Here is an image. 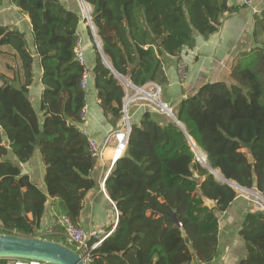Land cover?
Wrapping results in <instances>:
<instances>
[{
	"label": "trees",
	"instance_id": "1",
	"mask_svg": "<svg viewBox=\"0 0 264 264\" xmlns=\"http://www.w3.org/2000/svg\"><path fill=\"white\" fill-rule=\"evenodd\" d=\"M83 2L92 8L104 57L136 88L157 83L164 56L193 48L196 35L218 32L223 15L238 11L228 0ZM6 6L27 17L31 42L15 25L0 24V235L37 238L49 199H57L79 227L84 199L96 186L91 173L97 155L81 131L84 69L112 130L124 128L125 93L88 28L92 60L84 57L80 65L79 12L60 0H0V7ZM252 20L255 47L234 57L230 83H205L170 103L175 120L153 105L136 122L128 119L123 152L104 180L117 223L90 251L88 264H206L217 257L218 219L236 191L197 161L188 138L225 181L264 191V10ZM31 50L41 69L37 107L30 100L36 65ZM35 153L43 188L22 170ZM173 214L179 225L170 219ZM57 230L61 245L71 249L64 227ZM237 235L244 245L238 264H264V209L247 211ZM94 243L91 238L88 246Z\"/></svg>",
	"mask_w": 264,
	"mask_h": 264
},
{
	"label": "crops",
	"instance_id": "2",
	"mask_svg": "<svg viewBox=\"0 0 264 264\" xmlns=\"http://www.w3.org/2000/svg\"><path fill=\"white\" fill-rule=\"evenodd\" d=\"M60 2L67 9L79 13L83 5L81 0H60ZM228 5L237 7L238 11L223 15L218 32L208 37L196 35V43L193 48H184L177 56H164L161 70L157 76V83H148L141 89L150 93L158 91L159 99L170 104L174 101L177 102L182 96L192 95L205 83L219 81L230 83V67L234 57L239 52L249 51L255 47V43L252 40V17L254 13L264 10V0H254L252 8L244 6L242 0H228ZM90 10L92 11L91 7ZM0 24L15 25L21 32L26 34L27 40L31 42V29L28 19L19 15L15 9H11L9 6L0 7ZM87 28L94 39L95 45L101 47V44L93 24L90 26L81 19L78 25V32L82 40L84 57L90 63L92 51ZM31 53L36 65L34 83L30 89V100L37 107L38 97L42 88L39 81L41 69L32 50ZM179 61L183 62L186 67V75L182 80L177 74V62ZM114 76L125 93L123 104L128 105V119L136 122L138 116L148 107L149 102L140 97V94L133 93V90L136 89L128 85L129 80L127 78L120 76L118 79V76ZM120 81H124L127 84L122 85ZM83 118L87 136L96 143L99 154L97 155L96 166L91 173V178L96 186L87 193L84 199L79 227L86 233L96 232L102 238L107 237L114 230L118 219V212L105 191L104 180L115 160L123 152V150L118 152L115 138V134L122 132L123 129L112 130L106 124L98 106L92 79H88L86 86V106ZM198 152L200 157L205 156L203 152ZM22 170L30 176L34 183L43 188V167L37 153L30 161L22 165ZM212 171L214 172V178L218 182H222L221 178L223 177L219 171ZM259 209H264V191L261 192L255 188L236 191L234 201L218 219L217 257L206 264H238L244 256V245L237 235L238 226L247 211L252 212ZM45 210L37 238L41 237L49 240V235H54V238L50 240L61 244L60 233L57 230L60 225L57 220L63 214V211L59 201L57 199H49ZM192 264L203 263L195 261Z\"/></svg>",
	"mask_w": 264,
	"mask_h": 264
},
{
	"label": "built area",
	"instance_id": "3",
	"mask_svg": "<svg viewBox=\"0 0 264 264\" xmlns=\"http://www.w3.org/2000/svg\"><path fill=\"white\" fill-rule=\"evenodd\" d=\"M81 2L83 5H82V8L80 10V17L84 22H86L90 26H92V21H91V17H90V14H91L90 7L88 6V4L83 2V0H81ZM242 3L244 6L252 8L254 0H242ZM76 53H77V59H78L80 65H84L85 64L84 52L82 50V45L79 43V41H78ZM180 62L181 61H179L177 63V74H178V77L182 80L186 75V69H185L186 67H185L183 62H181V63ZM88 79H89L88 73L84 69V74L82 76V81H81V87L82 88H85L87 86ZM136 91H143V93H145V95H146L145 99L148 102H149V100L153 99L155 96H158V91H154L152 93H146L141 88H136ZM129 100H130V98H129ZM127 106H128L127 104L126 105L123 104L124 128H123L122 132L115 134L118 152L120 150H123V148L126 144V141H127L129 130H130L129 129V123H128V116H127ZM159 107H160L159 110L162 112H165V113H166L167 109H169L167 107V105L164 103H159ZM81 131L84 135L87 136V130H86L84 125L82 126ZM88 144H89V147H90L91 151L93 152V154L98 155L99 149H98V146L96 145V143L88 138ZM57 221H58V224L60 226L64 227L66 239L71 244L72 250L77 253V255L82 259L84 264H88L90 262V251L93 248H95L104 238H106V236L100 238L96 232L86 233L80 227L74 226L64 214L60 215ZM91 238L95 239V243L89 247L88 241ZM11 264H43V263L38 262V261H34V260L17 259V260H11Z\"/></svg>",
	"mask_w": 264,
	"mask_h": 264
},
{
	"label": "water",
	"instance_id": "4",
	"mask_svg": "<svg viewBox=\"0 0 264 264\" xmlns=\"http://www.w3.org/2000/svg\"><path fill=\"white\" fill-rule=\"evenodd\" d=\"M99 53L104 61V64L114 73V75L118 76L110 64L104 57L101 47L97 46ZM128 85L136 89L130 82ZM167 114L171 116L174 120V116L169 109H167ZM177 122V121H176ZM130 131V130H129ZM190 144L192 145L193 151L196 153L193 142L190 138H188ZM197 161H200L205 168H207L211 174L214 175V172L208 167L205 162L204 157H200L198 154L196 155ZM249 162H252V156L248 155ZM222 182L228 183L231 187L242 189L236 186L234 183H229L221 178ZM201 180H197V185H200ZM210 207H212V203H209ZM170 219L173 221L175 225H179L175 214H173ZM182 236L185 237V233L181 232ZM187 242V239L185 238ZM0 259H8V260H34L41 262L43 264H84L82 259L74 252L72 249L67 248L61 244L55 243L50 240L40 239V238H29L15 235H0Z\"/></svg>",
	"mask_w": 264,
	"mask_h": 264
},
{
	"label": "rangeland",
	"instance_id": "5",
	"mask_svg": "<svg viewBox=\"0 0 264 264\" xmlns=\"http://www.w3.org/2000/svg\"><path fill=\"white\" fill-rule=\"evenodd\" d=\"M9 7H11V9H15L14 7H12V6H9ZM84 23H86V22H84ZM119 79V78H118ZM120 83L123 85V84H125L124 83V81H120ZM127 84V83H126ZM146 92V91H145ZM154 92V91H153ZM130 93H131V91H130ZM133 93H135V94H138L139 95V93H138V91H136V90H133ZM146 93H150V92H146ZM140 97H142V98H144L145 99V96L146 95H139ZM153 100V101H152ZM164 102V101H163ZM160 99H159V96H155L153 99H151V100H149V105H154L156 108H158V109H160V107H159V103H163ZM164 104H166L167 105V107L169 108V110L171 111V113H172V105L171 104H169V103H166V102H164ZM165 113V112H164ZM166 114V116L169 118V119H172L173 120V118L171 117V116H169L168 114H167V112L165 113ZM173 114V113H172ZM174 116V115H173ZM237 190H239V189H237ZM68 244V243H67ZM68 245H70V244H68ZM10 261V260H9ZM9 264H11V261L9 262Z\"/></svg>",
	"mask_w": 264,
	"mask_h": 264
},
{
	"label": "bare ground",
	"instance_id": "6",
	"mask_svg": "<svg viewBox=\"0 0 264 264\" xmlns=\"http://www.w3.org/2000/svg\"><path fill=\"white\" fill-rule=\"evenodd\" d=\"M138 93L141 95H145V93H143V91H138Z\"/></svg>",
	"mask_w": 264,
	"mask_h": 264
},
{
	"label": "clouds",
	"instance_id": "7",
	"mask_svg": "<svg viewBox=\"0 0 264 264\" xmlns=\"http://www.w3.org/2000/svg\"><path fill=\"white\" fill-rule=\"evenodd\" d=\"M199 155V153L197 152V150H196V155ZM200 156V155H199ZM234 188V187H233ZM240 188V187H239ZM235 189V191H237V188H234ZM72 249V248H71Z\"/></svg>",
	"mask_w": 264,
	"mask_h": 264
}]
</instances>
